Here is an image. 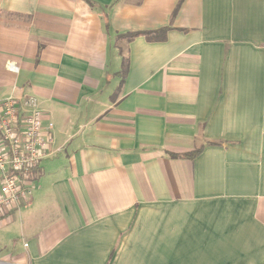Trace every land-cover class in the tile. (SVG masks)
<instances>
[{
	"label": "crops",
	"instance_id": "0c3cea01",
	"mask_svg": "<svg viewBox=\"0 0 264 264\" xmlns=\"http://www.w3.org/2000/svg\"><path fill=\"white\" fill-rule=\"evenodd\" d=\"M26 96L51 141L0 264H264V0H0Z\"/></svg>",
	"mask_w": 264,
	"mask_h": 264
},
{
	"label": "built area",
	"instance_id": "2783aa9c",
	"mask_svg": "<svg viewBox=\"0 0 264 264\" xmlns=\"http://www.w3.org/2000/svg\"><path fill=\"white\" fill-rule=\"evenodd\" d=\"M10 70L15 66L8 64ZM35 97L0 100V216L20 207L30 196V173L47 154L49 128L41 123Z\"/></svg>",
	"mask_w": 264,
	"mask_h": 264
},
{
	"label": "trees",
	"instance_id": "16d2710c",
	"mask_svg": "<svg viewBox=\"0 0 264 264\" xmlns=\"http://www.w3.org/2000/svg\"><path fill=\"white\" fill-rule=\"evenodd\" d=\"M90 5L93 7H97L96 5H93V3L90 2ZM100 10V8H99ZM166 28L163 29H158V30H152V31H145V32H141L143 35L146 36L147 39L149 40H162L165 38V32H166ZM139 32H128L125 34V37H127L128 40L132 39L135 35H137ZM200 151V149H195L192 150L190 152L184 153L181 156L184 157H193L195 154H197ZM174 157H178L180 155L178 154H172ZM34 168H32L33 170Z\"/></svg>",
	"mask_w": 264,
	"mask_h": 264
}]
</instances>
